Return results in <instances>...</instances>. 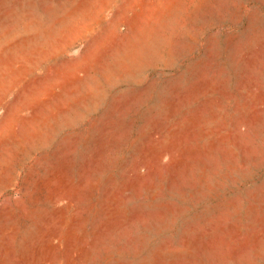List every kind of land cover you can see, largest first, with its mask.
I'll use <instances>...</instances> for the list:
<instances>
[{
    "label": "rangeland",
    "instance_id": "obj_1",
    "mask_svg": "<svg viewBox=\"0 0 264 264\" xmlns=\"http://www.w3.org/2000/svg\"><path fill=\"white\" fill-rule=\"evenodd\" d=\"M0 264H264V0H0Z\"/></svg>",
    "mask_w": 264,
    "mask_h": 264
}]
</instances>
